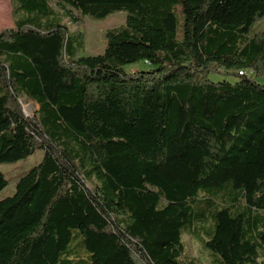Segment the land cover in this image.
<instances>
[{
  "label": "trees",
  "instance_id": "1",
  "mask_svg": "<svg viewBox=\"0 0 264 264\" xmlns=\"http://www.w3.org/2000/svg\"><path fill=\"white\" fill-rule=\"evenodd\" d=\"M12 3L0 164L44 157L0 201V264H202L182 236L208 220L214 185L230 196L205 247L219 264H264V32L248 37L264 0ZM118 12L105 51L77 58L61 20ZM142 62L153 69L126 71ZM224 71L236 80L209 79Z\"/></svg>",
  "mask_w": 264,
  "mask_h": 264
},
{
  "label": "rangeland",
  "instance_id": "2",
  "mask_svg": "<svg viewBox=\"0 0 264 264\" xmlns=\"http://www.w3.org/2000/svg\"><path fill=\"white\" fill-rule=\"evenodd\" d=\"M75 15L79 17L77 24H74L70 20L63 17L61 23L68 28V31L72 36L81 41L82 45L78 49L77 58H85L102 54L107 45V31L124 25L127 18V14L125 12L115 13L104 20H96L87 16H80L77 13H75ZM13 28L14 16L12 0H0V33ZM262 32H264V18L252 26L248 33V37L252 38ZM151 69H153L152 66L142 62L136 66H128L126 71L129 73H135L138 70L146 71ZM209 79L213 82H220L224 80L234 82L236 77L233 74L226 73L224 71L210 74ZM258 81H260V83L264 82V80L261 79ZM18 102L26 118L34 119L39 109L38 105L27 97H20ZM43 157L44 152L42 150H38L34 155L22 161L0 164V172H2L8 180V186L0 193V201L15 194L17 182L35 166L41 163ZM220 186H211L200 194L201 199L212 200L210 212L208 213L209 216L213 215L220 209V202L227 198V195L228 197L230 196L227 191H225L227 195L221 194L219 192ZM203 205L204 202H201L199 205L195 206V209L198 210V208ZM209 216L206 222H200L197 224V233L185 232L182 236V241L185 246V256L188 260L195 261V263L219 264L217 258L220 257L213 254L205 247V243L209 240V236L213 233L215 228V223Z\"/></svg>",
  "mask_w": 264,
  "mask_h": 264
},
{
  "label": "built area",
  "instance_id": "3",
  "mask_svg": "<svg viewBox=\"0 0 264 264\" xmlns=\"http://www.w3.org/2000/svg\"><path fill=\"white\" fill-rule=\"evenodd\" d=\"M147 64H149V63H147ZM239 75L240 76H253V73H240L239 72Z\"/></svg>",
  "mask_w": 264,
  "mask_h": 264
}]
</instances>
